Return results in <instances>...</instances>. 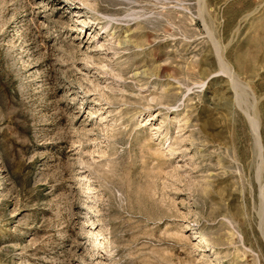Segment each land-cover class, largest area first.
I'll return each mask as SVG.
<instances>
[{"label":"rangeland","instance_id":"1","mask_svg":"<svg viewBox=\"0 0 264 264\" xmlns=\"http://www.w3.org/2000/svg\"><path fill=\"white\" fill-rule=\"evenodd\" d=\"M0 264H264V0H0Z\"/></svg>","mask_w":264,"mask_h":264},{"label":"bare ground","instance_id":"2","mask_svg":"<svg viewBox=\"0 0 264 264\" xmlns=\"http://www.w3.org/2000/svg\"><path fill=\"white\" fill-rule=\"evenodd\" d=\"M95 117V115H93V118ZM203 237V236H202ZM202 241H204V243H206V245H209V243H208V240L206 239V237L204 238H202ZM206 247H208V246H206Z\"/></svg>","mask_w":264,"mask_h":264}]
</instances>
